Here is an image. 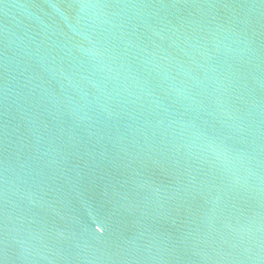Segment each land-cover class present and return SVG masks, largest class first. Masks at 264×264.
Here are the masks:
<instances>
[{
  "label": "water",
  "instance_id": "95a60500",
  "mask_svg": "<svg viewBox=\"0 0 264 264\" xmlns=\"http://www.w3.org/2000/svg\"><path fill=\"white\" fill-rule=\"evenodd\" d=\"M0 264H264V0H0Z\"/></svg>",
  "mask_w": 264,
  "mask_h": 264
}]
</instances>
